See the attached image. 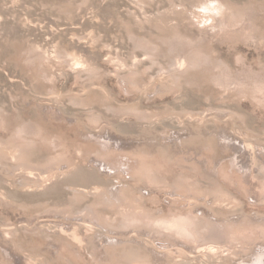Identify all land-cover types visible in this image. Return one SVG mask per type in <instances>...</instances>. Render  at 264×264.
Segmentation results:
<instances>
[{"label": "rangeland", "instance_id": "374dc122", "mask_svg": "<svg viewBox=\"0 0 264 264\" xmlns=\"http://www.w3.org/2000/svg\"><path fill=\"white\" fill-rule=\"evenodd\" d=\"M0 264H264V0H0Z\"/></svg>", "mask_w": 264, "mask_h": 264}]
</instances>
